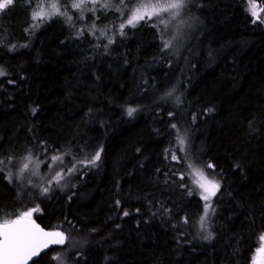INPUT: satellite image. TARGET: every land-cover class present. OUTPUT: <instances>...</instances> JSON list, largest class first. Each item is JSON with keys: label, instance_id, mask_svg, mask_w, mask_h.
<instances>
[{"label": "trees", "instance_id": "1", "mask_svg": "<svg viewBox=\"0 0 264 264\" xmlns=\"http://www.w3.org/2000/svg\"><path fill=\"white\" fill-rule=\"evenodd\" d=\"M42 1L56 2L0 11V160L31 157L62 177L30 191L0 172V223L38 209L32 219L64 234L31 264H57L60 252L67 264H253L264 237V0H185L190 27L176 33L160 16L127 24V0L92 5L105 21L77 20L74 0H58L67 15L33 19ZM249 2L262 7L256 21ZM194 169L219 184L208 210Z\"/></svg>", "mask_w": 264, "mask_h": 264}, {"label": "snow or ice", "instance_id": "2", "mask_svg": "<svg viewBox=\"0 0 264 264\" xmlns=\"http://www.w3.org/2000/svg\"><path fill=\"white\" fill-rule=\"evenodd\" d=\"M124 0H121L123 3ZM14 3V0H0V11L7 9L10 5ZM185 4V0H165L164 3H151L142 4L133 11L131 17L127 20V24L135 27L136 23L145 18L151 19L153 16H159L162 12H170L173 18L179 14V9H181ZM54 11L52 13H45L43 9L39 12L33 13V19L37 17L47 16L51 18L52 15H67L66 12L61 13L59 11L58 0L51 5ZM73 7L79 8L80 4H74ZM250 8L252 9L253 17H258V12L256 5L250 3ZM69 19H71L69 17ZM163 22V21H162ZM255 22V21H254ZM264 22V21H261ZM124 24H121V29L124 28ZM170 41L164 42V48H168ZM0 75H3V71L0 70ZM171 93H169L170 95ZM35 111V110H34ZM134 109H128V114L132 115ZM169 115H172L169 113ZM173 128L176 125H172ZM180 145L184 144V139H179ZM100 158V153L97 152L91 160L85 161L87 164H95ZM29 162L31 157L27 158ZM172 159H177L176 155L173 154ZM52 161H62V157L59 155L52 156ZM4 161L0 160V164ZM191 167V165H190ZM208 167H214L209 164ZM29 168V163H24L22 168H20V173L25 172ZM3 169L0 168V171ZM69 172L75 171V168L68 169ZM194 175L198 176L199 179L194 180L193 183L197 184L205 192H209L210 195H215L216 191L219 189V184L214 181L208 180L207 177L201 170L194 169ZM56 176L58 179L62 178L60 173L57 172ZM183 179V177H181ZM49 188L45 187L43 192L48 193ZM191 194V189L189 190ZM203 199L208 200L209 196H203ZM209 205H205L207 208ZM33 211H38V209H33L31 211L23 213L20 217L15 220H7L3 224H0V264H28L29 260L33 257L39 256L40 252L47 248L49 243L62 244L64 242V234L62 232H44L43 229L39 228L33 221H31V216ZM207 214V213H206ZM205 214V215H206ZM124 215H128L127 212ZM202 221L204 217L201 218ZM203 227V223H202ZM211 233L205 236V239H211ZM264 240V237H261ZM264 253V248L259 250Z\"/></svg>", "mask_w": 264, "mask_h": 264}, {"label": "rangeland", "instance_id": "3", "mask_svg": "<svg viewBox=\"0 0 264 264\" xmlns=\"http://www.w3.org/2000/svg\"><path fill=\"white\" fill-rule=\"evenodd\" d=\"M74 1L75 2L71 4V7L73 10L79 11V13H76V17H75L77 18V20L79 19V20L85 21L88 15H91V18H94V19L97 17V20L101 19L105 21L107 19L105 15H100L99 17L98 14L94 12V6L92 7V5H97V4H100L102 7H104L105 4L104 5L102 4V0H74ZM128 2H131V3H128ZM164 2L165 0H127L125 4H127L126 6L129 7V10H130L128 19L131 17L133 11H135V9L142 4L164 3ZM250 3L256 5L258 17H261L262 7L257 3L249 2L248 10H249L250 16L252 17L253 20L256 21L258 18L253 17L252 9L250 8ZM52 4L53 3L48 2V1H42L39 4L40 9L37 12L43 9L45 13H48V11H50L49 7ZM74 4H80V7L79 8L73 7ZM87 4H88V7H86ZM178 11H179V14L176 15L174 18L170 12H162L159 15L160 19L164 18L163 23L165 25V28L172 33H176V31H178L182 26H183L182 30L186 29L187 27H190V25L188 24L189 23L188 19L185 17L186 15L183 12V8L179 9ZM43 17H46V16H43ZM43 17H39V18H43ZM153 17H158V16H153ZM27 158H28L27 156H25L24 158L18 157V156H11L10 158L2 159L4 163L0 164V168H2L3 170L0 172H4L7 175V177L10 180L12 179V181L16 183L18 187L21 188L22 190L30 189V191H37V189L39 188L40 185H42V183H45V182H48L49 184H51V182L57 183L58 181L57 176L55 174L50 176L49 174V165L44 166V167H39L35 165L32 160L29 162ZM24 163H29V168L25 172L20 173V168H22ZM50 167H53V166L51 165ZM204 175L207 177L208 180H211L217 183V181L211 175L207 173H204ZM197 179H199V177L195 175L194 180H197ZM194 185L197 188L202 198L205 195L209 196L208 200H205V199L204 200L206 204L209 205L207 210L210 209L211 208L210 203L212 199L214 198V196L216 195L217 191L215 195H210L209 192H205L197 184L194 183ZM64 244L65 242L63 243V245ZM72 244L69 245L68 249L64 250L65 255H67L73 250ZM262 248H264V240L261 239L260 247L257 249L254 255L253 264H264V253H261L259 251ZM53 256L55 257L57 264H67L65 260L63 259L65 256H63L61 252L58 254H54Z\"/></svg>", "mask_w": 264, "mask_h": 264}, {"label": "water", "instance_id": "4", "mask_svg": "<svg viewBox=\"0 0 264 264\" xmlns=\"http://www.w3.org/2000/svg\"><path fill=\"white\" fill-rule=\"evenodd\" d=\"M31 221H33L36 225H38L39 228L43 229L44 232H56V231H50V230L44 229L40 224H38V223H37L34 219H32V218H31ZM0 224H3V223H0ZM60 245H61V244L49 243L48 247H47V248H44V249L40 252L39 256H35V257L32 258V260H29V261H28V264H31V263L37 261V260L40 258L41 255L47 253L48 251H50V250H52L53 248H55V247H57V246H60Z\"/></svg>", "mask_w": 264, "mask_h": 264}]
</instances>
